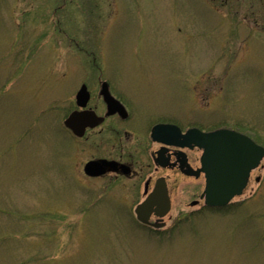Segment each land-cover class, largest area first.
<instances>
[{"label":"rangeland","instance_id":"rangeland-1","mask_svg":"<svg viewBox=\"0 0 264 264\" xmlns=\"http://www.w3.org/2000/svg\"><path fill=\"white\" fill-rule=\"evenodd\" d=\"M103 80L139 129L264 145V0H0V264H264V158L223 209L177 190L161 231L138 223L129 183L85 178L104 136L63 120Z\"/></svg>","mask_w":264,"mask_h":264},{"label":"flooded vegetation","instance_id":"flooded-vegetation-1","mask_svg":"<svg viewBox=\"0 0 264 264\" xmlns=\"http://www.w3.org/2000/svg\"><path fill=\"white\" fill-rule=\"evenodd\" d=\"M85 109H92L98 115L104 116L103 122L94 128H86L82 138L88 133L104 136L98 143L101 149L106 150L102 157L96 159H107L113 161V166H108L106 171L98 176H84L87 180H109L114 183L131 185L127 199L134 201L135 205L144 201L159 185L161 194L170 198V204L173 205L176 200V191L180 190L186 194L191 190L193 205H202L204 199L201 195L205 187V175L199 172L201 167V149L194 144L192 138L182 136L191 127H182L174 121H157L147 128L135 127V119L129 103L124 101L121 96L115 95L111 89L113 97L117 98L128 111L127 116L122 117L119 113L106 115V102L100 93V87L97 90H91ZM94 101V106H93ZM97 103V104H96ZM74 106L71 111L79 109L74 99ZM98 107H102L101 113ZM156 124H172L178 129L163 128L152 135V129ZM206 132L209 129L201 128ZM69 131V130H68ZM69 133L74 137L71 131ZM189 143V144H188ZM89 160V159H88ZM87 160V161H88ZM188 166L191 167L192 174H187ZM199 173H198V172ZM198 195V197H197ZM164 203V198H157V203ZM165 219V218H164ZM151 221H162L163 218L153 213L150 216Z\"/></svg>","mask_w":264,"mask_h":264},{"label":"water","instance_id":"water-1","mask_svg":"<svg viewBox=\"0 0 264 264\" xmlns=\"http://www.w3.org/2000/svg\"><path fill=\"white\" fill-rule=\"evenodd\" d=\"M107 87L108 84L103 82L101 93L107 104V115L118 112L122 117L127 116L125 107L111 96ZM86 88L83 84L76 94V102L83 108L89 98ZM64 120L65 126L70 128L75 135L82 136L85 128L99 125L104 118L98 117L94 111L84 110L74 111ZM169 127L175 129L173 125H156L152 131L153 135ZM183 136L194 139V144L204 148L200 170H203L206 175V187L202 194L206 205L225 206L234 196L240 195L248 183L250 171L258 167L264 157V147L255 143L249 136L234 130L221 128L204 133L191 129ZM113 165L114 162H109L107 159L99 161L96 159L86 163L85 172L90 175H100L106 171L107 166ZM187 173L192 174V171H187ZM160 194L161 190L157 185L149 197L136 207L135 213L140 222L150 224L149 217L153 211L158 216H163L168 212L169 199ZM159 196L164 198V203H157ZM161 225L152 224L154 227H161Z\"/></svg>","mask_w":264,"mask_h":264}]
</instances>
